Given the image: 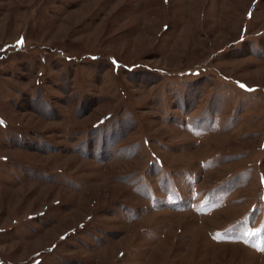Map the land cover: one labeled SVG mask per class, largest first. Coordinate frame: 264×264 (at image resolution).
I'll return each instance as SVG.
<instances>
[{
	"label": "rangeland",
	"instance_id": "obj_1",
	"mask_svg": "<svg viewBox=\"0 0 264 264\" xmlns=\"http://www.w3.org/2000/svg\"><path fill=\"white\" fill-rule=\"evenodd\" d=\"M0 121V264H264V0H0Z\"/></svg>",
	"mask_w": 264,
	"mask_h": 264
},
{
	"label": "snow or ice",
	"instance_id": "obj_2",
	"mask_svg": "<svg viewBox=\"0 0 264 264\" xmlns=\"http://www.w3.org/2000/svg\"><path fill=\"white\" fill-rule=\"evenodd\" d=\"M240 87H242V88H243V87H245V86L241 84V85H240ZM0 123H2V121H0Z\"/></svg>",
	"mask_w": 264,
	"mask_h": 264
}]
</instances>
